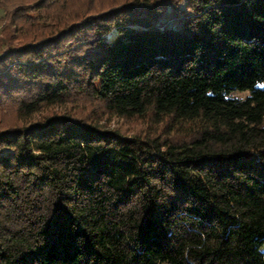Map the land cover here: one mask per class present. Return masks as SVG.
I'll use <instances>...</instances> for the list:
<instances>
[{
  "label": "trees",
  "instance_id": "obj_1",
  "mask_svg": "<svg viewBox=\"0 0 264 264\" xmlns=\"http://www.w3.org/2000/svg\"><path fill=\"white\" fill-rule=\"evenodd\" d=\"M0 14V264H264V0Z\"/></svg>",
  "mask_w": 264,
  "mask_h": 264
},
{
  "label": "rangeland",
  "instance_id": "obj_2",
  "mask_svg": "<svg viewBox=\"0 0 264 264\" xmlns=\"http://www.w3.org/2000/svg\"><path fill=\"white\" fill-rule=\"evenodd\" d=\"M263 86H264V83L259 85V87H263ZM246 96H247V92H234L229 95L230 98L237 99V100H242ZM99 124L105 130H120L126 133V135H130L136 131L135 128L131 127V125L124 124L123 122L115 118H105ZM259 250L264 251V242L260 246Z\"/></svg>",
  "mask_w": 264,
  "mask_h": 264
},
{
  "label": "bare ground",
  "instance_id": "obj_3",
  "mask_svg": "<svg viewBox=\"0 0 264 264\" xmlns=\"http://www.w3.org/2000/svg\"><path fill=\"white\" fill-rule=\"evenodd\" d=\"M113 35H114V33H111L110 35H108V36H107V39H110V38H112V37H113Z\"/></svg>",
  "mask_w": 264,
  "mask_h": 264
}]
</instances>
